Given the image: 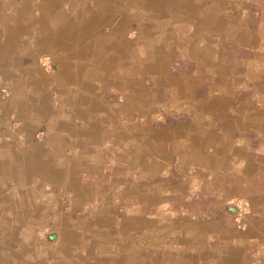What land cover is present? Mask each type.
I'll return each mask as SVG.
<instances>
[{
	"label": "crops",
	"instance_id": "obj_1",
	"mask_svg": "<svg viewBox=\"0 0 264 264\" xmlns=\"http://www.w3.org/2000/svg\"><path fill=\"white\" fill-rule=\"evenodd\" d=\"M115 1L113 11L111 0H0V92H7L0 97V207L7 201L11 210L30 207L28 220L41 217L35 210L43 208L84 211L76 218L52 212L54 241L51 234L48 241L25 234L26 217L13 212L16 218L0 230V264H42L48 250L53 264H264V157H252L253 150H264V91L253 95V107L238 105L242 116L236 118L232 94L209 90L191 103L193 121L180 115L155 123L161 114L149 109L153 122L141 125L131 114L139 104L129 99L139 97L140 55L120 63L122 54L114 51L131 42L126 35L131 22L138 43L141 33L164 31L178 21L196 34L223 33L231 46L263 48L264 0H132L126 7ZM45 57L52 71L40 64ZM143 63L160 67L157 61ZM112 73L121 89L131 91L128 102L105 91ZM176 85L179 92L165 105L174 117L195 93L178 78ZM215 111L225 116H214ZM11 115L19 123L7 132ZM36 124L45 128L43 144L30 139ZM16 134L21 143L13 149ZM251 140L259 141L261 150L253 149ZM107 155L129 163V173L106 165ZM139 178L149 180L147 189ZM190 185L195 192L183 191ZM208 185L212 199L209 191H199ZM234 197L247 203L239 228L229 205ZM125 201L154 210L149 217L137 209L129 214L137 216L132 225L138 241L131 250L136 261L128 263L123 260L128 220L111 212ZM207 210L211 214L198 219L197 212ZM73 232L85 241L83 248Z\"/></svg>",
	"mask_w": 264,
	"mask_h": 264
},
{
	"label": "rangeland",
	"instance_id": "obj_2",
	"mask_svg": "<svg viewBox=\"0 0 264 264\" xmlns=\"http://www.w3.org/2000/svg\"><path fill=\"white\" fill-rule=\"evenodd\" d=\"M112 2L109 3L110 7L108 9L113 10L116 8V1L111 0ZM118 3L122 2V7L128 4L132 0H117ZM87 4L91 2V0H85ZM89 2V3H88ZM63 3V2H62ZM64 4V3H63ZM104 4V3H102ZM101 4V5H102ZM102 10V9H100ZM145 22V21H144ZM170 24V23H169ZM171 26L167 27V30L162 31V29H158L155 32L149 30L147 32L139 33L141 37V41L135 43L136 35H137V26L135 22H131L129 27L127 28V37L131 40L127 47L125 46L123 50H114L115 53L119 56L122 54V57H118V61L120 63L127 62V60H132L133 57H138L140 55L139 60L141 61L139 64L141 65V70L139 72V81L141 82V86L138 87L137 91L139 93V97L131 96L129 99H132L139 107L133 108L131 114L141 125L146 122H153V119L149 118L148 112L150 110L155 109L158 114H161V117L158 116L155 123H162V122H169L172 120L177 119L180 115L183 117L182 119L189 122L193 121L189 116V110L191 108V103L193 104L195 101H199L202 98L200 96H204L209 94V90H215L212 92L217 93L218 91L222 92H229L234 94V97L229 99V105L231 107L238 108V105H243V101L245 104L250 103L254 100L253 95L258 96V92L264 91V65H262L261 57L264 59V47L259 48H251L246 49L244 46L241 45H234L231 46L230 44L225 43L223 33H210L205 32L202 33H193L189 31V26L184 24L181 21L175 22L174 24H170ZM146 27V24H145ZM155 27V26H154ZM106 28L103 26L101 31H105ZM141 32V31H140ZM149 37V38H146ZM158 37L157 39H155ZM210 46V47H209ZM264 46V42H263ZM261 50V51H260ZM139 54H138V52ZM218 52V53H216ZM146 58V59H145ZM114 60V59H113ZM151 60L157 61L160 63V67L156 70H152L151 67H145L143 61ZM90 62V61H88ZM40 64L45 69V71H52L54 69L53 64L49 62L48 58H42L40 60ZM115 64V63H114ZM158 72L157 74L154 72ZM113 76L116 74L112 73L106 76V87L105 91L110 93V97H117L120 101L126 99V102L129 101L127 95L131 94V91L128 89L120 88L119 79H112ZM167 77L172 79V82H166ZM176 78L182 80L184 85H187L190 91L195 92L193 97L184 99V103L181 104L182 109L178 112L176 111V117L173 115H169L170 112L166 109V103H169V99H172L173 93L175 91H179V88L176 85ZM209 79V81H208ZM119 80L117 83L115 81ZM207 81V82H204ZM115 83V84H114ZM118 84V86H117ZM178 84V83H177ZM113 85V86H111ZM176 85V86H175ZM115 87V88H114ZM186 87V88H187ZM219 89H215V88ZM115 91L116 94H112V91ZM107 92V93H108ZM108 93V94H109ZM7 92L1 91L0 97L3 99L6 97ZM187 97V96H186ZM198 97V98H197ZM176 102V100H174ZM259 98H256L255 106H258ZM252 104V102H251ZM241 107H247L241 106ZM253 107V104H252ZM150 109V110H149ZM184 109V110H183ZM164 114V116L162 115ZM110 115V113H108ZM130 115V111L129 114ZM214 116H225L221 111H215ZM237 116H242L241 111L238 108V112L235 114V118ZM11 121L10 125L11 128H7V132H12L17 127L19 121L14 119V115L10 116ZM108 118V117H107ZM118 119L120 117L118 115ZM108 120V119H107ZM38 125L31 134V141L33 143H44L45 141V128L43 124H36ZM4 127L0 126V130H3ZM9 134V133H8ZM9 137V135H7ZM15 137V138H14ZM14 138V140H13ZM13 149H18L21 143V138L18 134L13 136L12 138ZM14 141V142H13ZM256 140H251V145H253V149L258 148L261 150L260 146L256 145ZM110 149V148H109ZM108 149V150H109ZM256 149V151H259ZM42 150L45 153H49V147L47 145H42ZM1 152V150H0ZM108 156V155H107ZM252 157H264V150L259 152L258 154L252 151ZM43 158V157H38ZM47 161L50 159L45 158ZM107 161L105 162L106 165L110 164L113 168H118L122 173L127 174L131 169L129 167V163L116 161L114 157H104ZM172 164L175 165V161H172ZM172 178L175 176L172 175ZM225 177V176H224ZM157 180V179H156ZM173 181V179H172ZM139 185L142 187L148 188L149 180L148 179H138ZM209 186V185H208ZM127 187V186H125ZM187 187L185 192L194 191L195 186H184ZM124 188V187H123ZM227 188V187H225ZM229 188V187H228ZM125 189V188H124ZM212 186L209 187H201L199 191L208 192L209 199H212ZM185 192H183L185 194ZM189 196V195H188ZM179 197V194L177 195ZM190 197V196H189ZM195 198V194H193ZM200 196H198V199ZM60 201H63V197L58 196ZM205 199V198H204ZM63 203V202H62ZM135 202L125 201L123 202L122 206H118L117 210L111 212L116 214L117 217H126L127 224H124V242L123 248L125 253L123 254V258L128 261L135 260V255L137 253H132L133 244L134 242L138 241L133 238V229L134 226L132 225L133 221L137 218L136 215L129 216V214L134 213L133 211L137 209V206L134 204ZM11 201H7L0 207V230L2 229V223H10L12 218H16L13 216V212L16 214H21L26 217V224H22L23 229L27 228V223L29 221L30 225L28 226V236L42 238L47 240V236L49 234L54 235L53 241L56 239L57 232L55 231L54 227L52 226L51 221V213L58 212L59 215H62L61 218H66L67 216L71 218H76L79 213L84 212L83 210H67L66 207H59V209L52 210L51 208H43L42 210H35L36 212L41 213V217L34 220V217L29 219L27 218V213L31 209L30 207L26 208L25 210H11L10 208ZM178 205L180 203L178 202ZM229 205L235 209L232 213V217L235 220L236 226L239 228L242 226V222L240 217L247 213V203L245 200L241 199L240 197H234L230 202ZM12 206H15L14 204ZM140 211V215L143 217H149L154 210L145 207L143 209H137ZM179 211V210H177ZM174 213H179L173 211ZM197 211H189V213L196 214ZM53 214V213H52ZM211 214L210 210L207 211H198L196 216L198 219L207 218ZM131 217V218H128ZM60 218V217H59ZM39 219H41L39 221ZM61 220V219H60ZM59 220V221H60ZM139 220V219H138ZM58 221V218L56 219ZM140 221V220H139ZM25 227V228H24ZM144 231L147 232L146 229ZM77 237V238H76ZM77 242H80L81 248H83L84 240L81 239V236L78 233L73 232V236ZM20 238L17 236V240L15 243L19 242ZM140 242L142 241L139 239ZM145 240V239H144ZM53 241H51L53 243ZM62 248V247H61ZM78 247V253L82 256H86L82 253V249ZM81 249V250H80ZM32 252V253H31ZM34 251L29 250L30 254H34ZM45 254L46 258L42 264H53L51 260V252L44 251L43 255ZM130 255V256H129ZM32 257V255H30ZM38 257L41 258V255L38 254ZM88 257V256H87ZM129 257V259H128ZM104 259V258H102ZM129 261V262H130Z\"/></svg>",
	"mask_w": 264,
	"mask_h": 264
},
{
	"label": "bare ground",
	"instance_id": "obj_3",
	"mask_svg": "<svg viewBox=\"0 0 264 264\" xmlns=\"http://www.w3.org/2000/svg\"><path fill=\"white\" fill-rule=\"evenodd\" d=\"M169 9H170V8H169ZM112 12H113V11H112ZM113 35H114V34H113ZM118 42H119V41H118ZM118 50H119V49H118ZM99 53H100V52H99ZM178 92H179V91H178ZM29 164H30V163H29ZM34 168H35V167H34ZM77 194H78V193H77ZM31 210H32V209H31ZM31 210H30V211H31ZM35 213H36V212H35ZM33 214H34V213H33ZM32 217H33V216H32ZM63 220H64V219H63ZM60 222H61V220H60ZM28 223H29V222H28ZM28 223H27V224H28ZM61 223L63 224V226H66V225H67V221H62ZM70 225H71V224H70ZM68 226H69V225H68ZM27 228H28V227H27ZM74 230H75V229H74ZM27 231H28V230H27ZM120 237H121V236H120ZM74 240H75V239H74ZM75 242H76V241H75ZM84 242H85V241H84ZM75 245H76V244H75ZM135 245H136V244H135ZM38 246H39V245H38ZM77 246H78V245H77ZM88 247H89V246H88ZM48 249H50V248H48ZM55 254H56V253H55ZM44 255H45V254H44ZM61 255H62V252H61ZM129 256H130V255H129ZM34 257H35V256H34ZM51 257H52V256H51ZM53 257H54V256H53ZM55 257H56V256H55ZM55 257H54V258H55ZM78 258H80V257H78ZM40 259H41V258H40ZM128 259H129V257H128ZM51 260H53V259H51ZM101 260H102V259H101ZM101 260H100V261H101ZM123 260H125V259L123 258ZM125 261H126V260H125ZM129 261H130V260H129ZM52 262H53V261H52ZM130 262H131V261H130ZM100 263H101V262H100ZM103 263H104V262H103ZM126 263H127V262H126ZM134 263H135V262H134ZM131 264H132V263H131ZM146 264H147V263H146Z\"/></svg>",
	"mask_w": 264,
	"mask_h": 264
},
{
	"label": "water",
	"instance_id": "obj_4",
	"mask_svg": "<svg viewBox=\"0 0 264 264\" xmlns=\"http://www.w3.org/2000/svg\"><path fill=\"white\" fill-rule=\"evenodd\" d=\"M235 211V209L233 208V212Z\"/></svg>",
	"mask_w": 264,
	"mask_h": 264
}]
</instances>
